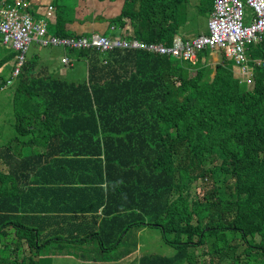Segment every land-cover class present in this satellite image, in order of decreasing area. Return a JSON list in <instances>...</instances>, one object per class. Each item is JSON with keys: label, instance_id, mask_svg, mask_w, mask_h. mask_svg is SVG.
<instances>
[{"label": "trees", "instance_id": "obj_1", "mask_svg": "<svg viewBox=\"0 0 264 264\" xmlns=\"http://www.w3.org/2000/svg\"><path fill=\"white\" fill-rule=\"evenodd\" d=\"M28 1L32 13L46 5ZM213 1L193 2L209 13ZM61 2L52 0L49 28L78 36ZM121 2L108 24L145 43L170 45L191 11L189 0ZM249 47L264 58V39ZM66 50L87 62L86 79L63 77V57L53 55L26 58L14 76L15 54L1 50L0 264H55L54 254L73 253L108 264L147 227L175 253L138 264H264L261 65L251 62L247 84L224 54L209 70L207 50L194 64L142 49Z\"/></svg>", "mask_w": 264, "mask_h": 264}, {"label": "built area", "instance_id": "obj_2", "mask_svg": "<svg viewBox=\"0 0 264 264\" xmlns=\"http://www.w3.org/2000/svg\"><path fill=\"white\" fill-rule=\"evenodd\" d=\"M245 1L255 13L254 18L245 20L242 0H216L208 19V33L189 38L177 33L173 36L171 44L167 45L163 42L145 43L125 33V36L121 33L116 36L98 33L78 36L50 35L47 19L35 20L26 0H0V35L3 43H10L15 51L14 76L18 75L26 60L31 42L36 41L44 47L96 49L102 53L117 48L142 49L152 54L184 59L192 63L198 60L199 53L218 49L238 65L241 75L251 78L254 66L248 64L251 59L248 57L246 45L260 41L264 36V0ZM50 15L51 10H48L47 16ZM62 61L66 64L69 58L64 56ZM251 61L258 62L264 70V60Z\"/></svg>", "mask_w": 264, "mask_h": 264}, {"label": "rangeland", "instance_id": "obj_3", "mask_svg": "<svg viewBox=\"0 0 264 264\" xmlns=\"http://www.w3.org/2000/svg\"><path fill=\"white\" fill-rule=\"evenodd\" d=\"M49 1V0H44ZM100 1L103 0H62L61 6L58 10V13H60L64 20H65V27L68 33L73 34H92V33H98V34H105L107 32L108 28V18L106 17H114L119 13L118 9V1L114 0V2L111 0H108L110 4L106 5L105 7H111L112 11H110L111 14L104 13L100 14L102 11V6L99 5ZM116 1V2H115ZM194 0H189V4H191V11L190 14L187 15V22L184 25V28L180 30L178 33L182 37H192L199 34H204L208 32V13L202 12L198 9V7L193 2ZM96 3V4H93ZM204 11V10H203ZM32 13V12H31ZM94 13V19H97L92 24V27H90L88 20V15ZM248 13H252V11L245 5L244 6V14L247 15ZM35 20L40 21L42 10H37L36 13H32ZM54 16V15H52ZM115 34H119L117 31H113ZM48 33H51V28H48ZM1 37V36H0ZM8 49V51H7ZM12 49L11 44L8 43L6 45H2L0 42V54L1 50L4 51V53L9 52ZM66 49H69L68 47H44L41 46L38 42L32 41L29 50L26 54L27 59H32L34 61H41L45 59L48 55H53L54 57L60 58L63 54H68V51ZM215 49L207 50L209 52L214 51ZM12 61V59H11ZM199 62V61H198ZM229 67L235 71L238 70V65L234 62L229 61ZM12 69V68H10ZM87 69V63L85 60L79 59L75 62V66L71 69L65 70V74L63 77L67 78L71 81H80L83 79V75L86 73ZM239 76V75H238ZM240 78V76H239ZM242 82H245L244 80ZM0 83V89L4 87V85H1ZM8 108H4V110H7ZM4 115V114H2ZM0 170L7 171V167L0 163ZM209 187L208 185H206ZM19 225V224H18ZM160 229L158 227H147L146 230L142 231L139 234V237L136 242L130 243V248L127 247L128 254H126V249L123 250L122 255L121 251L117 250L118 252V258H115L112 262L111 259H106L105 261L108 264H138L139 257L149 254H160V255H166L170 256L175 253V247L173 245L167 244L162 237V234L160 233ZM136 233V229H133L131 231V235L133 236ZM129 235V237H132ZM85 247L87 248L86 252L90 255L92 253H95V249L98 246H95V244L87 245V242H85ZM76 248H79V245L77 243H73ZM199 247L195 248L196 255L198 258L201 256L199 255ZM102 251V250H101ZM110 251H107V254ZM103 253V251H102ZM104 254V253H103ZM55 258L53 257V260L55 264H59L61 257L59 255H55ZM61 264H66L67 262H70L71 264H81L82 262H79V256L76 253L71 254L69 257H62ZM94 259H90L89 262H86V264H99ZM181 264H188L187 262H183Z\"/></svg>", "mask_w": 264, "mask_h": 264}, {"label": "clouds", "instance_id": "obj_4", "mask_svg": "<svg viewBox=\"0 0 264 264\" xmlns=\"http://www.w3.org/2000/svg\"><path fill=\"white\" fill-rule=\"evenodd\" d=\"M27 2H28V5H29V1L28 0H26ZM44 1V0H43ZM45 2V1H44ZM215 2H216V0H214L213 1V8H212V10L208 13V19H209V17H210V14L212 13V11L214 10V5H215ZM242 2H243V12H244V6L246 5L251 11H252V13H248L247 15H245L244 14V16H246L245 17V20L246 21H248V20H250L251 18H254L255 17V13L253 12V10H252V8L246 3V1L245 0H242ZM51 7V8H50ZM29 10H30V5H29ZM38 10H42V15H41V18H46L47 19V21H48V28H49V22H55L56 20H55V18H56V15H57V10H56V7L53 5V3H52V0H49V1H46V5H45V7H41L40 9H38ZM48 10H51V15L50 16H47V11ZM31 11V10H30ZM52 15H54V16H52ZM113 27H111V30H112V28L114 29V28H117V29H119L115 24H113L112 25ZM121 30L123 31H121V34L122 35H124L125 36V34H124V32H125V30L123 29V28H121ZM118 31V30H117ZM208 33V32H207ZM50 35L51 34H55V33H53L52 32V30H51V33H49ZM204 34H206V33H204ZM57 35V34H56ZM80 35V34H79ZM102 35H105V34H102ZM119 35V34H118ZM1 36V35H0ZM70 36V35H69ZM108 36H110V35H108ZM113 36H116V35H113ZM196 36V35H195ZM193 37V36H192ZM135 38V37H134ZM137 39V38H136ZM264 39V36L262 37V39L260 40V41H257V42H251V43H249V44H247L246 45V47H247V49H248V51H247V54H248V57L251 59V60H253V58H251L250 56H249V51H250V45H252V44H257V43H260L262 40ZM0 40H1V42H3L2 41V37H0ZM139 40V39H138ZM3 45H6V44H4L3 43ZM47 47H49V46H47ZM51 47H53V46H51ZM126 49H132V48H126ZM13 50V49H12ZM215 50H217V49H215ZM222 51V50H221ZM13 53L15 54V51L13 50ZM103 54H105V53H103ZM222 54H224V52L222 51ZM225 55V54H224ZM14 57H15V55H14ZM62 57H64V56H62ZM68 58H69V62H67L66 64L62 61V63H63V65H62V67H65L66 69H71V68H73L74 66H75V62L77 61V59H75V61H74V59L72 58V57H69V56H67ZM226 57V56H225ZM226 59H228L227 57H226ZM255 59H257V58H255ZM229 61H232V60H230V59H228ZM251 60H249L248 61V64L249 65H251ZM259 60H264V58L263 59H259ZM190 62V61H189ZM233 62V61H232ZM87 63V62H86ZM104 63H106L105 61H104ZM192 63V62H191ZM194 63H198V60L196 61V62H194ZM193 63V64H194ZM253 65V64H252ZM251 65V66H252ZM15 67V66H14ZM261 70L264 72V70H263V68L261 67ZM237 72V71H236ZM239 73V72H238ZM12 74H13V72H12ZM239 76H240V80H241V82L244 80L245 82H247V84H251L252 83V81H253V78H254V67H252V77L251 78H246L245 76H243V75H241L240 73H239ZM86 77H87V69H86V73L83 75V79L82 80H84V79H86ZM11 81L10 80H8V82L6 83V84H9ZM5 84V85H6ZM8 169V168H7Z\"/></svg>", "mask_w": 264, "mask_h": 264}, {"label": "crops", "instance_id": "obj_5", "mask_svg": "<svg viewBox=\"0 0 264 264\" xmlns=\"http://www.w3.org/2000/svg\"><path fill=\"white\" fill-rule=\"evenodd\" d=\"M87 1V0H86ZM118 1V9H119V12H120V10H121V4H122V0L120 1V0H117ZM112 2V1H111ZM114 2V1H113ZM116 2V1H115ZM93 4H96V3H94L93 2ZM108 4H110V2L108 1V0H103V1H100V3H99V5L100 6H102L103 8H102V11L100 12V14L102 15V14H104V13H108V14H111L110 13V11H112V8L111 7H105L106 5H108ZM38 9H40V8H38ZM106 18H110V17H106ZM86 20H88V23H89V25H90V27H92V24L94 23V21L95 20H97V19H94V13H92L90 16H88V18L86 19ZM113 24H110V25H108V28H107V32L105 33V35H110V36H113V35H117V34H115L113 31H117L119 34L121 33V31H119V30H121V29H117V28H114V29H112L111 30V27H113L112 26ZM10 50V49H9ZM7 51H8V49H7ZM10 52H13V50L11 49L9 52H7V53H10ZM205 53H202V55L200 56V59H202V64H204V65H206L208 68H209V70H210V68H213L214 66H215V64L216 63H219L220 61H221V57L223 56V54H222V51L221 50H214V51H211V52H209V51H207V54L206 55H204ZM72 58H73V56H71ZM56 58V57H55ZM199 58V57H198ZM48 59H52V56H50V55H48L45 59H43V60H41V61H46V60H48ZM199 60V59H198ZM74 61H75V59H74ZM52 63V62H51ZM52 65V64H51ZM55 69H56V67H55V63H54V65H53V67H52V71H55ZM68 70V69H67ZM65 70H64V68H63V75L65 74V72H64ZM239 68H238V70H237V75H239ZM54 73H56V72H54ZM139 232V233H138ZM138 232L136 233V235H135V237H136V239H138V235L142 232L141 230H138ZM51 261H53L54 262V260H53V257H51ZM66 264H71L70 262H67Z\"/></svg>", "mask_w": 264, "mask_h": 264}]
</instances>
